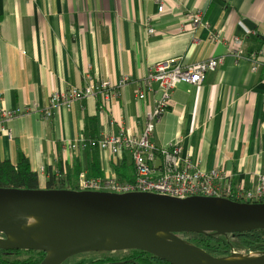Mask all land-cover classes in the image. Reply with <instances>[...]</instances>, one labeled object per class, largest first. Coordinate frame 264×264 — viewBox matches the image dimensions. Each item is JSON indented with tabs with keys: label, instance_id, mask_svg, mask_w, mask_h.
<instances>
[{
	"label": "crops",
	"instance_id": "1",
	"mask_svg": "<svg viewBox=\"0 0 264 264\" xmlns=\"http://www.w3.org/2000/svg\"><path fill=\"white\" fill-rule=\"evenodd\" d=\"M196 12L204 15L199 24L186 18ZM148 20L154 36L147 34ZM261 51L254 72L250 57ZM212 58L223 62L201 87L177 86L152 141L163 148L181 142L196 168L219 171L222 189L250 192L264 173V0H0V111L29 109L1 124L0 161L16 165L26 156L41 190L52 175L87 176L92 155L69 148L94 131L87 120L95 121L96 139L122 129L140 138L160 97H138L150 68ZM125 78L104 113L94 97L50 109L51 96L65 88ZM99 167L98 178L135 179L128 154L115 164L100 152Z\"/></svg>",
	"mask_w": 264,
	"mask_h": 264
},
{
	"label": "water",
	"instance_id": "2",
	"mask_svg": "<svg viewBox=\"0 0 264 264\" xmlns=\"http://www.w3.org/2000/svg\"><path fill=\"white\" fill-rule=\"evenodd\" d=\"M244 23L256 29L250 21ZM30 214H38L49 228V238L41 245L23 232ZM257 230H264V203L215 197L177 199L149 193L0 188V235L6 236L0 238L6 246L0 249L45 252L41 264H65L81 254L122 251H141L169 264H264V253H257L261 256L253 260L232 263V258L249 255L215 258L175 237ZM162 234L169 239L160 238ZM10 236H19L21 244H10ZM109 238L118 248H105Z\"/></svg>",
	"mask_w": 264,
	"mask_h": 264
},
{
	"label": "built area",
	"instance_id": "3",
	"mask_svg": "<svg viewBox=\"0 0 264 264\" xmlns=\"http://www.w3.org/2000/svg\"><path fill=\"white\" fill-rule=\"evenodd\" d=\"M165 6L161 2L158 5L159 14H163ZM203 14L191 13L186 16L191 22H202ZM148 36H154L155 29L152 20L146 22ZM262 51L251 54L252 71L256 72L262 65ZM242 58V54L236 55ZM223 59L212 58L205 61L186 63L182 60L159 62L153 65L146 77L142 80V90L139 99L144 100L146 93H159L153 109L147 112L146 124L140 138H136L125 130L118 135H106L101 139L86 142L81 139L77 143H71L69 148L73 151L84 152L89 148H97L99 152L108 154L118 164L128 154L134 164L135 179L131 182L119 180L115 176L107 178L88 179L85 173L79 178V191L110 192L114 194L149 193L153 195L167 196L177 199L191 197H215L248 201L250 204H258L264 199V173L257 179V185L253 191L232 194L230 189H222L218 182L222 179L218 170L208 173L200 171L194 166L190 157H185L181 142L166 148L158 147L153 143L156 127L164 114L172 105V95L180 84H188L201 87L208 72L216 71ZM129 80L125 78L118 84L101 82L97 85H87L84 88H65L49 99L50 109L55 106L73 108L76 102L94 97L100 103V112L106 111L107 104L113 98L120 96L118 90L125 87ZM29 109L1 110V125L28 113ZM50 110L45 111V117H51ZM39 176V175H38ZM239 202V201H236Z\"/></svg>",
	"mask_w": 264,
	"mask_h": 264
},
{
	"label": "trees",
	"instance_id": "4",
	"mask_svg": "<svg viewBox=\"0 0 264 264\" xmlns=\"http://www.w3.org/2000/svg\"><path fill=\"white\" fill-rule=\"evenodd\" d=\"M88 125H92L94 131L90 133V137L86 135V142L95 141L96 125L95 121L87 120ZM88 155H92L93 165L92 171L87 175L88 179L98 178L102 174L99 167V151L97 148H89L86 150ZM59 169L63 172L62 167ZM79 173L75 172V176L68 175V180L58 178L52 175L47 182V190H73L79 191ZM0 188H13L23 190H41L39 176L31 168L29 159L23 154L19 155L18 162L13 165L10 162L0 161ZM239 201L240 203H250L248 201ZM264 203V199L260 201ZM182 238L190 244L202 249L210 256L215 258H226L233 255H239L244 252L246 255L251 253H264V230L252 232L231 234V235H214L209 234H181ZM123 252V251H122ZM130 255L125 258H118L103 254V258L93 261V264H164L159 263L157 258L139 251H129ZM121 253V252H119ZM47 254L42 251H25V250H1L0 264H41ZM167 264V263H165Z\"/></svg>",
	"mask_w": 264,
	"mask_h": 264
},
{
	"label": "bare ground",
	"instance_id": "5",
	"mask_svg": "<svg viewBox=\"0 0 264 264\" xmlns=\"http://www.w3.org/2000/svg\"><path fill=\"white\" fill-rule=\"evenodd\" d=\"M28 224L23 227V232L29 234L30 239L36 244L41 245L49 238V228L44 222V220L38 214H30L27 216ZM162 239H169V235L162 234L159 236ZM10 244H21V239L19 236H10L8 238ZM5 244L0 242V248H5ZM106 249H116L118 245L114 242L113 239L109 238L107 240ZM53 252H50V255H53ZM258 258L256 253L249 256H242L241 258H232L229 262H245ZM203 264H209L207 261H204Z\"/></svg>",
	"mask_w": 264,
	"mask_h": 264
},
{
	"label": "rangeland",
	"instance_id": "6",
	"mask_svg": "<svg viewBox=\"0 0 264 264\" xmlns=\"http://www.w3.org/2000/svg\"><path fill=\"white\" fill-rule=\"evenodd\" d=\"M103 254H105V253H88V254L77 255V256H74L73 258L69 259L67 261V264H77L80 262H86V263L90 264L93 261H97V260L103 258ZM109 255L115 257L116 259H118V258L122 259V258L129 256L130 252L129 251L128 252L123 251L121 253L112 252V253H109ZM239 255H246V254L244 252H241V253H239ZM258 256H261V255H258Z\"/></svg>",
	"mask_w": 264,
	"mask_h": 264
},
{
	"label": "flooded vegetation",
	"instance_id": "7",
	"mask_svg": "<svg viewBox=\"0 0 264 264\" xmlns=\"http://www.w3.org/2000/svg\"><path fill=\"white\" fill-rule=\"evenodd\" d=\"M6 236L5 235H0V238H5ZM175 237L177 238H182V236L181 235H175ZM175 237H173V239L171 240V242H174V239H175ZM183 239V238H182ZM124 252H128V251H124ZM140 252V251H139ZM152 256V255H151ZM154 257V256H153ZM156 258V257H155ZM157 260L159 261L160 259H158L157 258ZM159 263H166V262H164V261H162V260H160L159 261ZM65 264H67V262H65ZM77 264H88V263H86V262H80V263H77ZM90 264H93V263H90ZM112 264V263H111ZM119 264H122V263H119ZM167 264H169V263H167Z\"/></svg>",
	"mask_w": 264,
	"mask_h": 264
}]
</instances>
